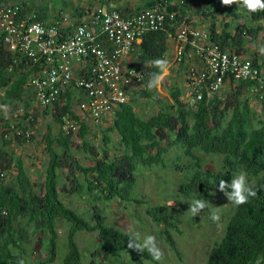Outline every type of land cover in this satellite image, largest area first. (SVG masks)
<instances>
[{
  "label": "trees",
  "instance_id": "trees-1",
  "mask_svg": "<svg viewBox=\"0 0 264 264\" xmlns=\"http://www.w3.org/2000/svg\"><path fill=\"white\" fill-rule=\"evenodd\" d=\"M185 3L177 5L178 9L181 8L179 9L181 14L189 7L190 0H186ZM212 3L216 12L225 11L227 15L235 14L237 9V2L231 6H224L221 0ZM147 4L151 5V2ZM168 7L176 11L173 4ZM243 9L251 18L264 17V10L249 12L246 7ZM180 11L177 12L179 18ZM178 24L181 25V19ZM244 27H246L244 24L237 25L241 33ZM167 29L174 31L172 26H168ZM251 29L252 27L250 31ZM167 35L166 30L147 32L137 44L138 60L135 61L137 62L135 65L142 69L146 80L151 79L153 73L160 71L151 62L165 53L168 46ZM223 35L224 33L220 35L212 26L210 27L211 38L225 47ZM19 67L24 69V64H14L0 35L2 102L10 104L13 101H22L25 118L31 108L29 98H32V92L26 86L30 72ZM250 84H254L252 80H241L234 89L236 92H242L243 88ZM143 92L151 95L149 89L145 88ZM169 92L172 102L163 105L146 118L138 114L129 101L114 109L112 123L104 131L105 140L108 144L111 141L108 132L117 131L121 136V143L127 150L122 156L110 155L109 149L103 148V157H97L98 152L88 139V124L79 120L72 106L70 99L72 90L68 91L66 101L56 102L52 110L43 108V112L53 114L59 128L56 133L50 128L43 133L50 161L44 171V180L40 183L30 178L23 158L16 157L13 151L7 149L15 140L21 143L30 140L25 126L18 122L16 126L19 130L13 133L14 137L11 139H6L4 135L6 133H0V138L4 141L0 146V264H20L21 260L28 264L32 255L28 253L33 251L30 242L39 234L41 237L46 235L43 239H46L45 243L49 250L46 257L37 258L38 260L32 264L52 263L57 258L59 226L65 224L68 251L61 264H84L76 240L79 231L97 235L98 245L94 254L104 259L120 258L126 253L134 264H146L145 259L155 260L147 249L140 252L129 248L128 243L133 236L120 227L106 223L98 204L89 208L86 218L64 202L61 190L72 189L77 195L93 194L91 197L93 202L97 199L109 201L115 197L123 201L132 200V197L136 201H141L140 198L132 196L137 183L138 165L164 164L165 153L172 146L180 147L183 156L186 157V161L182 156L178 157L176 162V169L186 177L179 181L178 194H191L194 200H204L207 207L203 210L209 209V200L219 188L220 181L227 177L231 179L236 173H246L252 182L250 186L257 192L255 197L249 198L248 203L234 205L226 223L224 236L210 249L206 264H264V120L259 118L254 122L248 97L239 99L231 106L228 115L229 103L222 106V100L218 96L209 97L203 93L202 99L191 105L189 101L185 103L180 99L182 91L179 87L173 86ZM66 113L78 120L79 134L83 139L85 151L89 153L87 165L77 159L70 160L68 152L71 149L72 134L65 132L62 127L63 115ZM20 130L22 132H19ZM56 148L62 149L63 154L58 153ZM200 152L222 155V167L220 169L204 167V159ZM67 161L72 165L73 175L71 178L68 174L67 178L74 182L70 187L66 182L59 184V168ZM13 167L16 173L7 181V172ZM75 167L82 172L83 181L77 179ZM188 172L191 174L186 176ZM173 211L172 206L165 204L146 207V213L156 223H163L164 237L177 251L172 230L179 228L180 222ZM137 242L142 243L140 239Z\"/></svg>",
  "mask_w": 264,
  "mask_h": 264
},
{
  "label": "rangeland",
  "instance_id": "rangeland-1",
  "mask_svg": "<svg viewBox=\"0 0 264 264\" xmlns=\"http://www.w3.org/2000/svg\"><path fill=\"white\" fill-rule=\"evenodd\" d=\"M44 1L52 11L59 9L62 5H72V0ZM167 39V49L159 59H167L169 61V68L168 74L164 76L159 87L149 88L148 83L150 79L146 80L144 75L142 79L134 81L131 88L128 101L132 102L136 112L145 118L156 112L163 105L168 104V102H172L169 91L173 86L181 89L182 95L180 99L183 102L190 101L191 89L189 82L191 81V76L189 67L192 61H185L184 65L178 63L176 59V41L170 36ZM132 57L134 61L138 60L137 50L133 51ZM130 61L126 59L125 64ZM235 86L228 81L218 92L209 94V97L218 96L222 100V106L229 103L228 115L230 114L231 106L237 103L239 99L248 97L254 114V122L259 118L264 120V105L260 102L254 86H245L242 92H236ZM145 88L151 91V95L143 92ZM2 94L3 90L1 89L0 133H6L4 134L6 139H11V137H14L13 133L19 130L16 126L17 123L21 122L22 126H25L26 133L29 134L27 136L30 137V140L25 143L18 142L17 140L13 141L7 149L13 151L16 157L21 156L23 158L25 168L33 181L37 183L43 182L44 171L50 161V153L45 148L46 143L43 133L48 128L56 133L59 123L54 119L51 112H43L42 108L35 107L32 98H29L31 105L29 114L23 118V102L13 101L10 104H4L2 102ZM85 123L89 127L88 139L91 140L92 146L98 152V158L103 157V148L109 149V154L113 156H122L127 151L123 143H121V136L117 131L108 132L111 141L106 144V134H104V131L111 125L112 115H109L105 120L98 123L91 120H87ZM19 132L22 131L20 130ZM79 132V128L70 131L72 143L68 155L70 160L77 159L82 164L87 165L89 153L84 149L83 139ZM3 142L0 138V146L3 145ZM57 152L62 153L63 150L57 149ZM199 154L204 159V167L215 169L222 167V155L204 154L201 152ZM182 156V149L172 146L165 153L166 160L164 159V164H155L153 166L138 165V171L136 172L137 183L132 196L140 198L141 201H136L133 197L129 201H123L115 197L109 201L97 199L93 202V198H91L93 194H87L90 197L88 198L84 193L77 195L72 189L68 191L61 190V198L68 206H71L73 210L86 218H88L86 214H88L89 208H93L94 204H98L101 207L102 214L106 218V223L124 229L131 236L134 233H139L142 242L147 235L155 236L157 246L162 251L163 256L160 260L145 259L146 264H206L210 249L224 236L226 223L229 215H231L230 213L234 204L228 200L224 192L219 191V188H217L209 200V209L202 210L194 217L189 211V205L194 200L191 194H178L179 181L186 178L182 176L180 170L176 169L177 158ZM182 159L186 161V157L183 156ZM71 166L70 162L67 161L63 167L59 168V184L66 182L69 187L74 185L73 180L67 178L68 174L71 178L73 177ZM14 169L13 167L7 172V181H10L12 175L16 173ZM74 171L77 179L83 181V174L79 168L75 167ZM188 173L186 176L191 174ZM238 174L236 173L231 179L227 177L224 181L230 183ZM246 178L250 185L252 182L248 179L247 174ZM226 191H231V188L229 187ZM74 193L75 195H73ZM155 204L172 206L174 208V215L179 218V228L172 230L178 248L177 251L166 241L163 233V223H156L146 213V207ZM217 208L219 209L220 219L219 221H213L211 215L213 210ZM59 227L57 258L48 264H61L68 251V236L67 231H65L67 225ZM45 237V234L42 237L40 234L36 235V238L33 237V240L30 242L32 243L33 251H31L32 253H28L32 254L28 260V264L34 263L38 260L37 258L47 256L49 248L47 243H45L46 239H43ZM76 240L80 246L84 264H134L126 253H123L120 258L112 257L108 260L94 254L98 245L95 233L79 231L76 234Z\"/></svg>",
  "mask_w": 264,
  "mask_h": 264
},
{
  "label": "built area",
  "instance_id": "built-area-1",
  "mask_svg": "<svg viewBox=\"0 0 264 264\" xmlns=\"http://www.w3.org/2000/svg\"><path fill=\"white\" fill-rule=\"evenodd\" d=\"M174 1L178 6L186 4V0ZM179 9L158 1L122 16L117 10L97 7L67 29L57 20L46 22L24 13L19 0H0V35L14 64H24V69L19 68L30 72L26 86L33 105L52 110L72 90V106L84 122H101L128 102L133 82L142 79L144 72L125 60L144 34L158 30H166L167 38L176 41L178 63L192 61L191 105L203 93L210 96L228 81L235 86L241 80H252L264 105V70L255 59L222 47L193 20L173 26ZM63 121L65 132L79 128L78 120L67 113Z\"/></svg>",
  "mask_w": 264,
  "mask_h": 264
},
{
  "label": "crops",
  "instance_id": "crops-1",
  "mask_svg": "<svg viewBox=\"0 0 264 264\" xmlns=\"http://www.w3.org/2000/svg\"><path fill=\"white\" fill-rule=\"evenodd\" d=\"M19 1L24 13H32L36 19L46 22L57 20L67 29H72L75 21L97 7H102L106 10L114 9L119 11L122 16H129L143 7L150 6L147 4L148 2H151V5H153L158 1H165L168 5L173 4L176 11H178V6L174 0H72V5H62V7L55 11H52L44 0ZM215 1L190 0L189 7H186L182 14L180 11L181 18H179L178 14L173 26H180L178 24L180 19L181 25L184 22L188 23L193 20L192 24L201 28L203 27L209 34L210 27L212 26L216 33L220 35L224 33L223 44L227 49L238 52L243 56L252 57L259 67L264 70V53L260 51L264 47V17L251 18L250 14L244 11L242 0L237 1V9L233 15H227L225 11L216 12L215 5L212 3ZM239 24L246 26L242 32L243 34L237 29V25ZM250 27H252L251 31ZM140 42L134 44L132 54L128 57V60H131L130 62L134 65L137 62L133 60V51L137 50L138 52L137 44Z\"/></svg>",
  "mask_w": 264,
  "mask_h": 264
},
{
  "label": "clouds",
  "instance_id": "clouds-1",
  "mask_svg": "<svg viewBox=\"0 0 264 264\" xmlns=\"http://www.w3.org/2000/svg\"><path fill=\"white\" fill-rule=\"evenodd\" d=\"M237 0H221L224 6H231L236 3ZM243 6L247 8L249 12H256L258 10H264V0H242ZM264 53V47L260 49ZM152 65L158 68L159 73H153L149 80V88H158L164 79V76L168 74L169 61L167 59H155ZM230 187L231 191H226V188ZM219 191L224 192L228 200L236 206H240L249 202L250 197L257 195L256 190L248 184L246 173H239L235 179H232L230 183L221 180L219 183ZM207 204L204 200L195 199L189 205V211L195 217L197 216ZM211 218L213 221H219V209H215L212 212ZM140 239L139 233H134L133 238L129 240L128 247L137 251L143 252L145 249L152 255L153 259L160 260L163 256L162 251L157 246L156 238L153 235H147L142 243L137 241ZM20 264H24L23 260Z\"/></svg>",
  "mask_w": 264,
  "mask_h": 264
}]
</instances>
